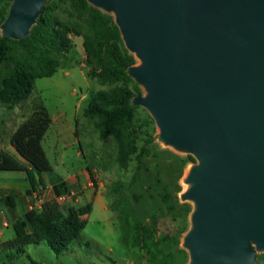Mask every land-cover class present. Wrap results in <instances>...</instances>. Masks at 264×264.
Segmentation results:
<instances>
[{
	"label": "water",
	"instance_id": "water-1",
	"mask_svg": "<svg viewBox=\"0 0 264 264\" xmlns=\"http://www.w3.org/2000/svg\"><path fill=\"white\" fill-rule=\"evenodd\" d=\"M49 0H13L2 36L30 34ZM113 15L133 102L158 140L191 154L187 264H254L264 251V0H87Z\"/></svg>",
	"mask_w": 264,
	"mask_h": 264
},
{
	"label": "rangeland",
	"instance_id": "rangeland-1",
	"mask_svg": "<svg viewBox=\"0 0 264 264\" xmlns=\"http://www.w3.org/2000/svg\"><path fill=\"white\" fill-rule=\"evenodd\" d=\"M59 6L60 19L78 18L69 0ZM72 38L74 47L62 57L56 72L37 78L27 99L16 105L0 101V137L9 139L30 117L34 106L43 104L54 120L42 140L52 166V172L43 173V178L48 182L49 178L78 174L85 182L88 170L91 184L75 190L72 201L81 198L82 205L94 200L93 207L79 237L62 253H55L46 243L30 244L22 253L0 249V264H187L189 253L182 242L190 228L187 209L193 210L194 204L183 203L180 194L187 187L183 180L197 159L162 144L154 118L138 106L133 125L137 153L128 167H121L116 161L115 141L111 137L102 140L93 120L84 115L95 92L110 85L89 75L83 37ZM139 63L136 58L135 65ZM11 67L9 62L0 65V85ZM140 89L136 95H145L142 85ZM6 149L20 162L18 154ZM139 152L141 161L137 159ZM14 174L0 171V177ZM12 235V228L4 229V239ZM254 264H264V251Z\"/></svg>",
	"mask_w": 264,
	"mask_h": 264
},
{
	"label": "trees",
	"instance_id": "trees-1",
	"mask_svg": "<svg viewBox=\"0 0 264 264\" xmlns=\"http://www.w3.org/2000/svg\"><path fill=\"white\" fill-rule=\"evenodd\" d=\"M62 1H47L28 36L20 40L0 36V65L5 62L12 65L0 85V101L16 105L27 99L34 89L35 80L52 76L61 65L62 57L72 50V36H82L86 62L90 67L89 75L110 85L108 89L95 92L84 109V115L93 120L102 140L111 137L115 141L116 161L126 168L137 153V134L133 125L138 106L133 99L141 89L140 84L128 74V68L136 63V58L126 48L113 15L91 5L87 0H69L78 18L74 21L70 18L60 19L58 9ZM12 2L0 0V26L7 19ZM51 122L46 107L36 104L30 117L12 136L17 152L32 168H26L0 147V171L24 170L33 187L37 182L42 183L41 175L52 172L42 146ZM145 149L146 146L141 152ZM141 158L142 153L139 152L137 159L141 161ZM35 174H38L39 179H36ZM55 181L57 196L70 191L62 177L57 176ZM91 210L90 202L64 210L57 199L48 201L41 210H28L15 221L14 237L0 242V249H13L22 253L30 244L46 243L51 250L60 254L79 237L86 225L85 215ZM187 211L191 215L192 209Z\"/></svg>",
	"mask_w": 264,
	"mask_h": 264
},
{
	"label": "crops",
	"instance_id": "crops-1",
	"mask_svg": "<svg viewBox=\"0 0 264 264\" xmlns=\"http://www.w3.org/2000/svg\"><path fill=\"white\" fill-rule=\"evenodd\" d=\"M18 127L16 128V130L18 129ZM1 133L3 132H0V135ZM13 134L9 139L0 137V147L5 151H7L6 148L9 147L12 152L18 154L20 162L26 168L31 169L32 166L29 164V162L25 158H23L14 147L12 143ZM7 152L12 154L9 151ZM7 173L18 174H14L10 178L7 176L0 177V242L9 240L14 237L13 230L12 237L9 239H4V229H13V223L22 218L26 211L31 209L41 210L46 202L57 199L58 197L54 187V185L57 183V181L55 180L52 181L49 178L48 182H46L43 178V175H41L43 182H37L36 186L33 187L28 179L27 171H7ZM86 176L87 179L85 182L81 180L78 174H70L66 177L62 176V178L67 183L69 190L80 191L86 189L87 184H91L88 181L90 177V173L88 170L86 171ZM35 177L36 179H39L38 174H35ZM93 202L94 200L90 202L92 203V207ZM61 206L66 210L72 206H81V198L76 197L73 201L72 199L68 200L64 203V205L61 204ZM86 217L87 215H85V219Z\"/></svg>",
	"mask_w": 264,
	"mask_h": 264
},
{
	"label": "built area",
	"instance_id": "built-area-1",
	"mask_svg": "<svg viewBox=\"0 0 264 264\" xmlns=\"http://www.w3.org/2000/svg\"><path fill=\"white\" fill-rule=\"evenodd\" d=\"M75 194L76 192L74 190H70L68 193L58 196L57 201L59 203H65L68 200H71Z\"/></svg>",
	"mask_w": 264,
	"mask_h": 264
}]
</instances>
